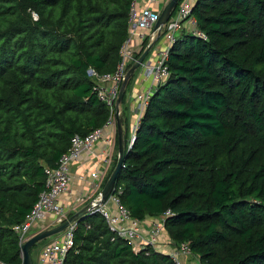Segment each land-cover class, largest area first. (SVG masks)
Here are the masks:
<instances>
[{
    "label": "trees",
    "instance_id": "trees-1",
    "mask_svg": "<svg viewBox=\"0 0 264 264\" xmlns=\"http://www.w3.org/2000/svg\"><path fill=\"white\" fill-rule=\"evenodd\" d=\"M134 1L0 0V260L22 264L13 226L45 189V167L108 120L90 71H116ZM191 13L205 38L182 31L169 45V75L112 194L140 220L169 210V244L187 243L199 264H264V0H195ZM63 264L174 263L93 213Z\"/></svg>",
    "mask_w": 264,
    "mask_h": 264
},
{
    "label": "built area",
    "instance_id": "built-area-1",
    "mask_svg": "<svg viewBox=\"0 0 264 264\" xmlns=\"http://www.w3.org/2000/svg\"><path fill=\"white\" fill-rule=\"evenodd\" d=\"M194 1L180 0L175 10L160 29H155V24L160 16L159 5L163 3V0H135L131 4L129 12V36L120 50L121 60L118 63L116 71L111 74L102 75L93 70L90 71V74L98 83V97L109 107L108 120L103 127L90 131L84 137L73 135L70 139L69 147L60 156L56 167H45V189L40 192L37 201L24 220L13 226V231L17 234L20 248L33 235L31 234L33 229L41 227L40 231L45 228L54 227L67 220L70 214H72L74 207L73 209H65L60 204V197L68 190L71 180V164L79 159L83 151L90 150L96 142L104 139L106 144L105 158L102 157L100 159V153L96 157L102 160L104 167H108L111 164V151L114 141H112L109 135L105 134L104 129L115 127L116 125V115L119 114V110L116 113V101L120 84H122L126 74L127 63L132 59L133 53L138 54L142 49L149 46L152 47L157 37L162 35L166 41L165 47L159 48L155 58H147L146 56L142 63L144 75L150 79V85L145 91L139 93L134 100L135 105L132 108V112L136 117V122L128 138L129 145L132 144L140 116L151 94L156 86L163 83L169 75L167 65L169 45L182 31L205 38L204 33L198 29L196 19L191 13ZM133 39H137L140 42H133ZM144 39H147V42L143 48L142 41ZM111 87L112 90H110ZM101 172L95 170L90 173L91 177L96 180L89 190L88 196H91L92 191L99 189L101 184V175L99 173ZM78 178L82 179L83 175H79ZM98 196L99 193L97 192L94 199L97 200ZM90 212L91 214H99L105 220L108 229L114 237L126 239L135 249L147 247L156 249L159 244H163L160 236L164 231V217L169 214V210L163 216H159L155 221L150 222L149 225L144 226L143 220L132 216L130 211L121 204L118 195L111 194L104 204L94 205ZM76 224L77 222H72L60 233L53 235L52 239L40 249L37 264H63L65 255L73 246ZM161 251L165 252L164 250ZM166 253L174 264H186L185 259L191 254V251L187 243H180L177 246L172 245V248ZM0 264L12 263L0 260Z\"/></svg>",
    "mask_w": 264,
    "mask_h": 264
},
{
    "label": "crops",
    "instance_id": "crops-1",
    "mask_svg": "<svg viewBox=\"0 0 264 264\" xmlns=\"http://www.w3.org/2000/svg\"><path fill=\"white\" fill-rule=\"evenodd\" d=\"M168 1L169 0H163L164 5L162 6H165V4ZM133 42L139 43L140 41L137 39H133ZM165 45L166 42L163 39V37L158 36L154 45L151 47L148 54L146 55L147 58L148 57L155 58L156 52L159 50V48H163L165 47ZM149 85H150V79L147 78L145 75H143L142 71H138L133 77V79L130 81V83L128 84L130 88L127 85L125 87V94L126 93L127 94L125 95L126 98L124 104L123 103L119 104V118L123 130V134H125L126 136L125 139L127 140L130 137L132 127L136 122V117L132 112V107L135 105L134 99L137 98V95L139 93L145 91ZM127 87H128V92H127ZM104 132L106 135H109L112 138V141H114L113 149L111 151V161H113L114 155L117 154V149H116L117 121L115 127L105 128ZM105 151H106V144L104 142V139H101L98 142H96L90 148V150L83 151L80 154L79 159L71 164V180L69 183L68 190L65 193H63L60 197V204H62L65 209L67 208L73 209L74 207L72 214L78 211L79 209H81L82 207H84L85 205H87L88 203H90V201L94 199L96 193L97 192L99 193L101 188L103 187L105 180L107 179V176L109 174V170L111 169L112 166V162H111V164L108 165V167H104L102 160H100L102 159V157L105 158ZM99 153L101 154L100 156L101 158L97 159L96 155ZM95 170L102 171L101 173H99L101 175V179L98 178L101 180V184L99 189L92 191L91 196H88L89 190L91 189L92 185L94 184V181L96 180L91 177L90 173ZM79 175H83V178L82 179L78 178ZM72 214H70V216ZM89 215H91V213L86 216ZM157 218H159V216L148 217L145 220H143V225L147 226L150 224L151 221H155ZM40 228L41 227L33 229L31 231V234L34 235L36 232L39 231ZM161 236H163L162 237L163 239L161 238V241L163 243L161 244L162 246L161 248L162 250L167 252L169 249L172 248V245L169 244L170 238L167 235V233H165L164 231L161 234ZM164 241H166L165 244ZM39 251L40 249H38L36 253L37 258L35 262L33 261V264H37V260L40 253ZM186 260H187V264H197L196 262L197 259L186 258Z\"/></svg>",
    "mask_w": 264,
    "mask_h": 264
},
{
    "label": "water",
    "instance_id": "water-1",
    "mask_svg": "<svg viewBox=\"0 0 264 264\" xmlns=\"http://www.w3.org/2000/svg\"><path fill=\"white\" fill-rule=\"evenodd\" d=\"M179 1L180 0H169L165 4V6L162 8V10L160 12L159 19H158L157 23L155 24V29L156 28L160 29L166 23V21L168 20V18L171 15V13L174 11L176 6L178 5ZM150 48H151L150 46L147 47L140 54V56L136 59V61H134L132 66L127 70L125 77H124V80L122 81L120 91L118 93V98L116 101V113L119 110V104H120L121 99L124 95L125 87L127 85L129 78L133 75L135 70L139 67L140 63L144 60V58L146 57ZM116 121H117V159H116L115 166L113 167L112 171L110 172V174L107 177L103 187L101 188V190L99 192L98 199L97 200L93 199L92 201H90V203H88L87 205H85L84 207H82L81 209L76 211L75 213H73L71 216H69V218L67 220L63 221L59 225H56V226L51 227V228L42 229V230L38 231L37 233H35L34 235H32L30 238H28L22 244V246L20 248L21 252H22V264H33V260H32L31 255H30V249L33 247V245H35L37 242L45 239L48 236L60 233L70 223L78 222L80 219H82L83 217H85L86 215L91 213L90 212L91 208L94 205L104 204V202L108 199V197L113 193L115 182H116L118 174H119V172L123 166L126 148H127L126 147V139L124 138V135H123V130H122L119 114L116 115ZM130 146L131 145H129L128 148Z\"/></svg>",
    "mask_w": 264,
    "mask_h": 264
},
{
    "label": "rangeland",
    "instance_id": "rangeland-1",
    "mask_svg": "<svg viewBox=\"0 0 264 264\" xmlns=\"http://www.w3.org/2000/svg\"><path fill=\"white\" fill-rule=\"evenodd\" d=\"M163 8V6H161ZM136 54L133 53V56H132V59L128 61L127 63V70L132 66V64L134 63V61H136ZM143 61L140 63L139 67L135 70V72L133 73V75L129 78L128 82H127V86L128 84L130 83V81L133 79V77L135 76V74L138 72V71H142V74L144 75V67L142 65ZM126 70V72H127ZM124 80V78H123ZM122 84H120V87H121ZM120 87H119V91H120ZM130 88V86H128ZM128 87H127V92H128ZM110 90H112V87L110 88ZM118 91V93H119ZM127 94V93H126ZM135 100V99H134ZM134 108V106L132 107ZM127 140V139H126ZM126 146L128 147L129 146V143H128V140L126 141ZM117 149V148H116ZM109 176V175H108ZM153 222V221H151ZM53 235L51 236H48L46 237L45 239L41 240L38 242V244L36 243V245H34V247L31 248V251H30V255H31V258L32 260L35 262L36 261V258H37V251L38 249H41L46 243H48L51 239H52ZM163 236H160V238H162ZM163 239V238H162ZM156 249H159V250H162L161 248V244H159V246L156 247ZM40 252V251H39ZM188 258H194V259H197L196 257H194L193 255H189L187 257ZM197 264H199L198 262V259L196 260ZM186 264H187V260H186Z\"/></svg>",
    "mask_w": 264,
    "mask_h": 264
}]
</instances>
